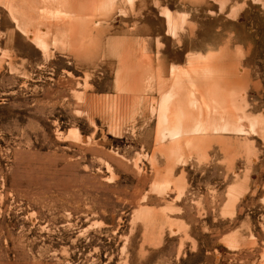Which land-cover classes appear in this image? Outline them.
<instances>
[{
  "label": "rangeland",
  "instance_id": "rangeland-1",
  "mask_svg": "<svg viewBox=\"0 0 264 264\" xmlns=\"http://www.w3.org/2000/svg\"><path fill=\"white\" fill-rule=\"evenodd\" d=\"M120 3L0 0V264H264V0Z\"/></svg>",
  "mask_w": 264,
  "mask_h": 264
},
{
  "label": "crops",
  "instance_id": "crops-1",
  "mask_svg": "<svg viewBox=\"0 0 264 264\" xmlns=\"http://www.w3.org/2000/svg\"><path fill=\"white\" fill-rule=\"evenodd\" d=\"M140 4H142V0H133V6H132V8L130 9V8H128V7H126V6H123L122 5V3H120L117 7H116V11H114L115 12V14L117 13L118 14V12L120 11V10H125V12H127V15L128 16H131V15H133V14H135V13H143L145 10H144V7H143V5H140ZM138 5H140L139 6V8L137 9V6ZM130 14V15H129ZM164 17H165V19H166V21H167V24H168V26H169V28L171 27H173V25H174V23H175V16H174V14L170 11V10H168V9H166L165 11H164ZM127 19V18H126ZM127 21V20H126ZM166 23V22H165ZM148 37V36H147ZM171 72H173L174 71V68L173 67H171Z\"/></svg>",
  "mask_w": 264,
  "mask_h": 264
},
{
  "label": "bare ground",
  "instance_id": "bare-ground-1",
  "mask_svg": "<svg viewBox=\"0 0 264 264\" xmlns=\"http://www.w3.org/2000/svg\"><path fill=\"white\" fill-rule=\"evenodd\" d=\"M84 33H86V32H84ZM40 36H41V35H40ZM40 36H39V37H40ZM31 37H32V36H31ZM74 37H75V36H74ZM29 38H30V37H29ZM30 39H31V38H30ZM39 40H40V39H39ZM40 41H41V40H40Z\"/></svg>",
  "mask_w": 264,
  "mask_h": 264
}]
</instances>
